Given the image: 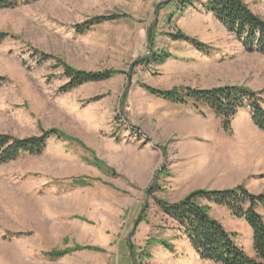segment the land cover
<instances>
[{"label":"rangeland","instance_id":"1","mask_svg":"<svg viewBox=\"0 0 264 264\" xmlns=\"http://www.w3.org/2000/svg\"><path fill=\"white\" fill-rule=\"evenodd\" d=\"M244 1L264 20V0ZM204 2L181 11L172 0H39L0 10V31L15 37L0 45V76L6 79L0 84V133L19 139L49 130L65 135L52 138L41 155L0 166V264H216L188 252V245L175 247L183 230L154 198L178 203L195 190L239 185L264 193V133L249 110L225 130L207 107L163 100L142 87L244 86L264 98V55L246 51ZM103 15L124 17L77 33L76 25ZM178 31L206 52L174 41ZM159 52L172 57L144 63ZM37 53L76 70L118 74L62 92L68 83L63 70ZM211 207L212 217L254 258L250 226ZM116 224L117 237L111 229L103 232ZM121 241L128 245L125 253ZM77 246L102 251L44 257Z\"/></svg>","mask_w":264,"mask_h":264},{"label":"trees","instance_id":"2","mask_svg":"<svg viewBox=\"0 0 264 264\" xmlns=\"http://www.w3.org/2000/svg\"><path fill=\"white\" fill-rule=\"evenodd\" d=\"M36 1L39 0H0V10L16 9L22 4ZM172 1L179 6L181 11H185L193 7L197 0ZM202 6L207 13L213 14L230 34L243 43L246 51L264 55V20L254 14L244 0H205ZM120 17L124 16L93 17L76 25L75 29L78 34L83 35L95 25L114 21ZM171 37L174 41L190 43L198 51L206 52L205 45L182 31H178ZM9 38L15 37L8 32L0 31V45ZM37 54L41 62L55 60L57 68L63 70L68 83L61 89L62 92L68 93L86 84L105 82L118 74L114 70L101 72L76 70L60 63L51 55ZM171 57V54L167 52L154 53L144 63L160 65ZM5 81V77L0 76V84ZM142 87L163 100L179 104L192 102L197 110L200 107H207L216 117L223 120L225 130H229L232 121L240 111L249 110L252 123L264 133V98L261 96L262 93L255 92L248 87L226 86L210 90L174 88L168 91L157 90L146 85ZM52 138L61 140L65 139V135L58 130H49L40 137L19 139L0 133V166L16 161L25 155H41ZM97 161L95 160L93 164L103 168L104 165ZM155 190L157 191V187L153 193ZM154 200L163 214L176 222L183 230L184 236L187 237L201 260L216 264H264V193L256 195L244 185H239L225 190H195L178 203H169L156 197ZM212 204L227 209L234 218L243 220L250 226L253 231L254 258L249 257L236 243L235 234L229 233L218 220L212 217ZM142 221L143 219L140 222ZM10 235L13 236L11 233ZM84 250L102 251L96 247L85 249L77 246L66 251L46 252L44 257L49 261H57L68 254Z\"/></svg>","mask_w":264,"mask_h":264},{"label":"crops","instance_id":"3","mask_svg":"<svg viewBox=\"0 0 264 264\" xmlns=\"http://www.w3.org/2000/svg\"><path fill=\"white\" fill-rule=\"evenodd\" d=\"M138 177V179H140L141 177H146V176H149V175H142V174H138L137 175ZM133 180V179H132ZM116 205H118V204H114L113 205V207L115 208L116 207ZM215 206V205H214ZM113 209V208H112ZM119 209V208H118ZM119 211H121V209H119ZM166 219L167 220H169V221H172L170 218H168V217H166ZM173 222V221H172ZM175 223V222H174ZM118 224V223H117ZM117 224L116 225H114V227L113 226H105V227H103L104 229V231L103 232H105L106 230H110L111 229V235H112V237H117L118 235H116L117 233V231H118V227H117ZM176 224V223H175ZM85 228V227H84ZM175 228H177L178 230V232L180 233V234H182L181 233V231L179 230L180 228L178 227V225H176L175 226ZM101 229V228H100ZM86 230H88V228H86ZM88 234V233H87ZM176 236V235H175ZM183 236H184V234H183ZM176 242H174V244H175V247L178 249L179 247L180 248H182V245L183 244H185V245H188V247H186L187 248V251L188 252H190V253H192V254H194L197 258L199 257L198 256V254L196 253V251L192 248V246H191V244H190V242H189V240L187 239V237L186 236H184V238L182 239V240H175ZM121 247H122V249H121ZM126 248H128V245L127 244H123V242L121 241L120 242V244H119V250H121L123 253H125V250H126ZM189 248V249H188ZM116 250H118V249H116ZM117 252V251H116ZM116 252H114V253H116ZM179 253V255H182V254H180V252H178ZM174 263V262H173Z\"/></svg>","mask_w":264,"mask_h":264},{"label":"water","instance_id":"4","mask_svg":"<svg viewBox=\"0 0 264 264\" xmlns=\"http://www.w3.org/2000/svg\"><path fill=\"white\" fill-rule=\"evenodd\" d=\"M131 77L132 76H130V83H131ZM149 195V193H147V196ZM146 206V205H145ZM139 220L140 219H138L137 220V222H136V226L138 225V223H139ZM129 240H131V235H129ZM130 242V241H129ZM130 252H131V255H132V252H133V247H132V243L130 242ZM131 258L133 259V256H131Z\"/></svg>","mask_w":264,"mask_h":264}]
</instances>
